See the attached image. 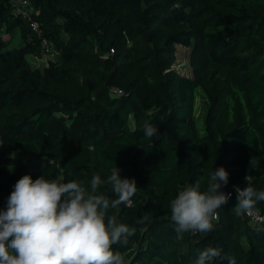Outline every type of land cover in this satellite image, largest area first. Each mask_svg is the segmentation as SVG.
Segmentation results:
<instances>
[{"label":"trees","instance_id":"16d2710c","mask_svg":"<svg viewBox=\"0 0 264 264\" xmlns=\"http://www.w3.org/2000/svg\"><path fill=\"white\" fill-rule=\"evenodd\" d=\"M14 1L0 0V163L7 158L19 172L0 169V211L25 175L90 192L93 175L107 181L116 165L138 187L132 207L108 212L136 229L126 246L113 245L124 264L131 251L130 264H195L209 245L223 249L212 264H264V227L237 214L234 191L248 186L247 176L264 190V0H27L31 20ZM17 29L28 32L25 54L10 49ZM43 39L59 63L39 73L27 57L43 55ZM179 47L200 52L192 76L176 69L187 63ZM58 116L83 126L85 137L77 142L69 127L47 133ZM146 123L157 135L145 136ZM220 167L231 198L214 229L178 239L171 201L197 180L206 190ZM97 194L116 198L107 184ZM253 209L264 213V201Z\"/></svg>","mask_w":264,"mask_h":264},{"label":"clouds","instance_id":"9594fccd","mask_svg":"<svg viewBox=\"0 0 264 264\" xmlns=\"http://www.w3.org/2000/svg\"><path fill=\"white\" fill-rule=\"evenodd\" d=\"M158 129L144 125L151 138ZM252 163V161H251ZM247 187H235L237 214H249L256 203L264 201V190L257 191L247 176ZM229 183V173L217 168L206 190L200 182L185 186L171 201V220L176 224L177 238L186 232H211L217 210L228 203L231 193L221 191ZM111 186L115 199L97 194L100 186ZM135 178H122L115 165L107 181L99 174L91 179V191L76 181L61 182L41 176L20 178L7 199L6 210L0 211V264H124V257L113 245H127L136 232L134 227L117 224L109 209L123 204L132 207L137 192ZM148 214L137 223L144 224ZM223 249L208 247L198 250L195 264H212L223 260ZM236 264L235 258L228 259Z\"/></svg>","mask_w":264,"mask_h":264},{"label":"rangeland","instance_id":"374dc122","mask_svg":"<svg viewBox=\"0 0 264 264\" xmlns=\"http://www.w3.org/2000/svg\"><path fill=\"white\" fill-rule=\"evenodd\" d=\"M23 35H26V38H24ZM30 39L28 36V32L22 30V29H17L16 30V37L13 41V44L10 46V49H12L13 52L15 53H22L25 54L27 53L28 50V45H29ZM179 50V55H180V60H185L187 63H180L176 69L181 71L182 73L192 76V62L194 60L196 62H199V57H200V52L198 53H192L191 50H186L183 48H178ZM29 59L30 66L32 67L33 70H36L39 73L44 72L48 67L59 63V56L57 52H52L49 51L45 55H42L41 57H37L34 55H29L27 57ZM4 68L0 65V72H2ZM201 95L199 94V100H198V116L201 117V109L204 106L203 100H201ZM131 126H134L133 118H131ZM69 127L70 129V135H72L76 141H80L82 138L85 137V129L83 126L76 125L73 123H69L64 117L58 116L51 124H49L46 128V132H62L64 128ZM48 167H51L54 170H58L59 167L48 164ZM0 169L5 172L8 175H12L14 173H18L19 170L17 167L11 165V163L8 161V159H4L0 163ZM134 251H131L130 253H127L126 259H130L132 256H134ZM129 261V260H128Z\"/></svg>","mask_w":264,"mask_h":264},{"label":"built area","instance_id":"2783aa9c","mask_svg":"<svg viewBox=\"0 0 264 264\" xmlns=\"http://www.w3.org/2000/svg\"><path fill=\"white\" fill-rule=\"evenodd\" d=\"M14 6L16 8V12L21 15L23 18L27 19V20H31V15L33 13V9L30 5V3L27 0H18V1H14ZM30 28L32 30L33 35L37 38V39H41L42 35H41V30L39 27V24L36 22H32L30 23ZM41 49L43 52V55H45L46 53H48L49 51L54 52V48L51 45V43H49L46 39H43L41 41ZM123 94L122 91L115 89L113 91V95L114 96H121ZM246 217H247V221L248 224L250 226L253 227H264V213L258 211V210H251V215L246 213ZM129 260V261H128ZM127 262L130 264V262L132 261V259H128Z\"/></svg>","mask_w":264,"mask_h":264}]
</instances>
